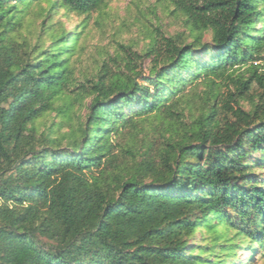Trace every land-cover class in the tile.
<instances>
[{
	"label": "trees",
	"instance_id": "16d2710c",
	"mask_svg": "<svg viewBox=\"0 0 264 264\" xmlns=\"http://www.w3.org/2000/svg\"><path fill=\"white\" fill-rule=\"evenodd\" d=\"M106 1L0 0V264H248L256 248L264 256V177L254 173L264 169V41L253 29L264 0H169L191 43L152 40L123 71L103 63L80 84L71 65L80 33L54 37L46 19L57 7L88 17ZM41 2L49 10L32 42L23 18ZM140 60L150 61L146 76ZM201 79L234 91H211L186 126L184 91ZM254 84L257 101L243 111L238 101ZM71 95L92 97L83 119L53 137L39 132ZM153 116L178 138L139 152V125ZM241 250L245 261L225 263Z\"/></svg>",
	"mask_w": 264,
	"mask_h": 264
},
{
	"label": "rangeland",
	"instance_id": "374dc122",
	"mask_svg": "<svg viewBox=\"0 0 264 264\" xmlns=\"http://www.w3.org/2000/svg\"><path fill=\"white\" fill-rule=\"evenodd\" d=\"M49 4V2L32 4L26 10L23 18L25 29L22 33L28 35L32 42L41 22L47 16ZM258 11L264 15L262 6L258 7ZM46 23L54 27L52 30L54 37L60 36L62 31H71L75 35L80 33L73 44L75 52L71 58V65L78 83L84 85L87 80H95L103 63L114 72L123 71V60L130 57V53L142 55L152 40H157L158 44L162 43L163 38L180 39L187 44L192 41L184 26V18L173 12L169 0H107L99 11L88 17L67 13L57 7L50 13ZM253 29L262 31L260 38L264 41V16L263 22H260L258 18L255 19ZM44 40L46 46L51 43L50 38ZM201 41L210 44L211 34L204 32ZM260 55L264 58V47ZM149 62V60L138 61L136 71L146 76ZM257 63L264 65V60ZM262 71L264 69H259L258 72ZM238 73L243 74L244 77L248 76L243 69ZM215 83L212 85L201 79L195 85L186 87L185 100L181 103L183 108L181 121L186 126L200 114L198 109L203 104L202 100L211 91L218 93L222 99L228 92L234 91L233 86L227 81H216ZM194 92L195 95H193ZM259 93L260 90L254 84L249 94L238 101L239 107L243 111H249L253 103L251 99L255 103ZM91 99V96H83L79 100H74L71 95L69 98L62 97L57 100L53 105V110L37 122L38 131L50 133L51 137L67 132L77 123L78 117H80L79 120L83 119ZM139 127L141 132L136 140L139 152L149 146L151 151L155 152L163 148L168 139L178 138L171 131L174 128L172 124L169 125L167 120L164 121L155 116L141 122ZM254 173L261 178L264 177V169H255ZM248 257L247 250H241L229 254L224 261L225 263L242 262ZM248 264H264L261 249H255Z\"/></svg>",
	"mask_w": 264,
	"mask_h": 264
}]
</instances>
